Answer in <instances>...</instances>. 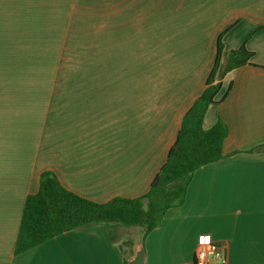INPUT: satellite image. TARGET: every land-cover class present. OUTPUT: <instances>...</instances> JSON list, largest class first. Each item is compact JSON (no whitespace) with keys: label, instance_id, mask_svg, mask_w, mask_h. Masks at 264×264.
I'll return each instance as SVG.
<instances>
[{"label":"crops","instance_id":"0c3cea01","mask_svg":"<svg viewBox=\"0 0 264 264\" xmlns=\"http://www.w3.org/2000/svg\"><path fill=\"white\" fill-rule=\"evenodd\" d=\"M222 34L254 56L205 116V129L229 126L226 158L194 173L185 204L135 246L98 225L15 256L44 172L97 203L150 191ZM263 145L264 0H0V264H128L139 243L145 264H195L204 242L229 264H264Z\"/></svg>","mask_w":264,"mask_h":264},{"label":"trees","instance_id":"16d2710c","mask_svg":"<svg viewBox=\"0 0 264 264\" xmlns=\"http://www.w3.org/2000/svg\"><path fill=\"white\" fill-rule=\"evenodd\" d=\"M224 36L218 39L217 56L206 88L183 116L168 161L154 179L150 191L136 199L117 197L107 203H97L67 190L55 174L44 172L39 191L26 199L15 256L67 232L98 225L142 228L144 241L162 225L170 209L185 204L194 173L226 158L224 143L229 136V126L219 118L211 129H205V116L211 106L218 104L217 96L225 76L251 64L254 56L245 42L237 49L226 51ZM259 149H264V145ZM126 244L135 246L132 242Z\"/></svg>","mask_w":264,"mask_h":264},{"label":"built area","instance_id":"2783aa9c","mask_svg":"<svg viewBox=\"0 0 264 264\" xmlns=\"http://www.w3.org/2000/svg\"><path fill=\"white\" fill-rule=\"evenodd\" d=\"M195 264H229L226 247L217 242H204L195 252Z\"/></svg>","mask_w":264,"mask_h":264},{"label":"rangeland","instance_id":"374dc122","mask_svg":"<svg viewBox=\"0 0 264 264\" xmlns=\"http://www.w3.org/2000/svg\"><path fill=\"white\" fill-rule=\"evenodd\" d=\"M159 32H160V27H154L153 38L156 41H158V39H155V38H160ZM149 38H151V36H149ZM148 44L150 45V42H148ZM157 55H158V53L155 52L154 56L158 57L159 55L158 56ZM138 57H141L140 49L138 50L137 58ZM122 228H123V230L120 231L121 234H119L118 237L120 236L119 238L122 239V241L124 242L123 244H125L126 241H128V240H133L135 242H138L143 236V229L142 228H139V227H131V228L122 227Z\"/></svg>","mask_w":264,"mask_h":264},{"label":"water","instance_id":"95a60500","mask_svg":"<svg viewBox=\"0 0 264 264\" xmlns=\"http://www.w3.org/2000/svg\"><path fill=\"white\" fill-rule=\"evenodd\" d=\"M146 260V250L143 243H139L136 248L135 254L132 256L130 260H128V264H145Z\"/></svg>","mask_w":264,"mask_h":264}]
</instances>
